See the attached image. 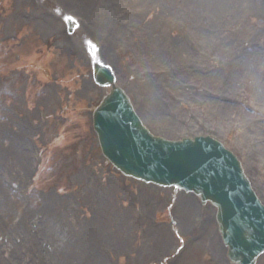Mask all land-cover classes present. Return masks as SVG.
I'll list each match as a JSON object with an SVG mask.
<instances>
[{
    "label": "rangeland",
    "instance_id": "1",
    "mask_svg": "<svg viewBox=\"0 0 264 264\" xmlns=\"http://www.w3.org/2000/svg\"><path fill=\"white\" fill-rule=\"evenodd\" d=\"M51 1L52 5L80 19V32L98 43L103 59L112 64L119 84L129 93L137 113L152 131L171 139L211 134L223 141L240 157L264 201V71L259 69L254 57L250 58V64L245 60V52L253 49L248 41L255 44L254 40L264 35L263 18L259 16L264 15L263 6L254 13L246 5L225 7L227 1L234 0ZM260 3L264 5V0ZM234 9L238 11L234 13ZM42 16L53 27L38 26L40 19L45 21ZM257 22L262 25L257 24L251 36L250 30ZM203 39L207 44L201 48ZM4 42L7 56H3ZM16 43L18 48L13 47ZM82 44L78 37L67 33L59 16L39 0H0V150L3 152L0 153V163H3L0 183L8 185L6 201L0 211V220H5L6 224V227L0 225V263L63 264L62 261L69 260L65 251L68 249L71 253V242L84 241L82 249L78 250L76 244V253L72 250L71 258L72 264H84L88 261L84 258L86 251H91V247L101 252V247L127 237L128 249L124 252L113 249L111 254L103 256V264H172L169 258L163 261L143 250L153 241L147 236V230H151L152 223L156 222L160 234L176 228L179 237H173L176 244L172 254L181 246L187 250L176 264H194L196 257L201 261L203 258L207 264H233L218 231L215 207L207 204L210 210H202L204 216L190 213L185 224L174 212L176 198L178 203L183 201L178 192L170 189L171 196L162 205L156 201L155 193L154 202L153 194L143 193L140 183L137 186L136 181L124 178L103 157L93 129L92 112L105 91L93 80L89 55ZM239 64H244L246 69H238ZM249 67L251 74L259 69L253 77L249 76ZM261 80L263 86L259 87ZM257 83L256 90H252L251 85ZM49 84L59 95L55 94V89L47 88L51 86ZM35 85H39L43 96H54L56 101L50 105L47 101L41 102L42 94L33 98ZM26 96L28 100L24 99ZM59 115L64 116L56 117ZM58 120L62 121L66 139L55 142L53 123ZM15 123L20 124L15 131L16 139L3 140L4 135L15 130ZM24 127L29 133L23 136ZM77 142L84 151V155L77 158L78 169L71 170L70 164L58 171L57 163L51 164L45 172L39 171L34 185L39 162V157L35 158L37 149L46 152L50 148L49 154L53 155V150L64 146L65 150L60 152L69 153ZM20 143L21 146L17 145ZM16 149L22 152L17 153L18 158L24 157L29 164L27 171H30L11 186L16 157L8 151ZM54 156L57 160L56 152ZM68 157L64 158V163ZM66 171L69 174H64ZM70 173L76 174L72 177L75 182H83L77 190L67 192L72 186L70 182L69 187L67 182ZM43 177L46 179L40 183ZM88 179L93 183L89 184ZM125 180L133 182L141 204L149 208L146 211H152L149 215L152 220L149 218L142 224L141 211L139 220L131 215L132 210L141 209L113 208L111 201L113 205L121 203L126 193ZM85 184L91 189L88 194L84 191ZM100 188L108 194L101 213L100 199L94 198V192ZM48 197L55 200L51 222L44 214V201ZM125 201L132 206L129 196ZM29 211V222L20 224ZM114 211H127L134 230L129 228L124 235L123 229L115 226V221L111 224L108 216L111 217ZM43 223L47 230H38L41 226L46 228ZM19 224L39 233L29 236V232L17 228ZM54 228L59 233L57 242L51 253L44 255L39 241L43 232L47 235ZM136 235L137 244L134 242ZM11 244L18 252L12 261L7 252L4 255L6 250L11 251ZM130 250L137 253V258ZM217 252L221 258L214 261ZM55 253L59 254L58 259H53ZM196 264L201 263L197 261ZM257 264H264V254Z\"/></svg>",
    "mask_w": 264,
    "mask_h": 264
},
{
    "label": "bare ground",
    "instance_id": "2",
    "mask_svg": "<svg viewBox=\"0 0 264 264\" xmlns=\"http://www.w3.org/2000/svg\"><path fill=\"white\" fill-rule=\"evenodd\" d=\"M226 5L227 6L232 5V8H238V7L246 5L247 7L251 8L252 10H254V13L261 6L264 7L263 3H260V0H245V2H244V0H237V1L234 0L232 2L227 1V3L225 4V7H226ZM223 6H224V3H223ZM237 11L238 10L234 9V13H236ZM259 16L260 17L262 16L263 20L261 21V23L264 24V15H259ZM42 17H44V16H42ZM44 19H45V21L42 20V19L39 20L40 23H38V26H41V27L44 26V27H49V28L53 27L51 25V23L49 24L47 22V18L46 17H44ZM49 21H51L50 18H49ZM261 23L257 22V23H255V25H253L254 28L250 30V35L251 36L254 35V33H255V28L257 27L256 25L257 24H261ZM58 32L61 33V31H59V30H58ZM254 41H257V43H262V46L264 47V37H262V42H260V41H258L256 39ZM248 42H249V46H252L253 49L252 50H247L245 52V54H246L245 60L250 64V58L251 57L256 56V55L261 56V54H263L264 51L261 50L259 47H257L255 45L256 43L254 44L253 41H248ZM203 44H207L206 42H204V39L201 42V48H203V46H202ZM258 59H259V57H257L256 61H258ZM244 66H245L244 64L237 65L238 69L241 68L240 70L246 69V68H244ZM259 69L264 71V65L259 67ZM259 69H255V72L253 74H251V67H249V72H250L249 76L253 77L254 74L256 72H258ZM258 83L260 85L259 87L263 86L262 80L260 82L258 81ZM258 83L255 84V85H251V89L255 91L256 88H257L256 86H258ZM22 134H23V136L25 134H27V130L23 129L22 130ZM4 137L8 138V140L10 139L6 135H4ZM0 153H3V152L0 150ZM8 153H11L13 156L16 157V159H15L16 161H14L13 166H12V169L14 170V173H11V175L13 176V174H14V180L15 181H20V180H22L24 178V175L27 172L30 171V169H29V171H27L29 164H27V162H25L24 157L22 159L18 158L17 153H19V154L22 153L18 149L12 150V151H8ZM1 167H3V163H0V168ZM7 190H8V185L6 186L5 184L0 183V211L2 210L1 208H2V206L4 205V203L6 201V194L8 192ZM194 201H195L194 198L191 197L189 203L188 204L185 203L183 206H180V209H186L188 205H191V204L195 203ZM54 202H55V200L53 198H50V197H48L47 200L44 201V204H46V209H44V214L48 215L47 216L48 217V221H50V222H51L50 218L52 216L51 208H52V206H53L52 204ZM192 209H196V208H192ZM30 215H31V211L27 212V214L24 216L23 220H21L20 224H23L24 222H27L29 217H30ZM0 222H1L0 225L2 224V226L6 227L5 220H0ZM20 224L17 226V228H20L22 226V225L20 226ZM116 224H117V222H116ZM43 225L46 226L45 223H43ZM126 226L127 225L125 223L123 228L126 227ZM41 227L38 230H40V231L47 230V226H46V228H41ZM21 229L23 230V232H27V233L29 232V236L36 235L37 233H39V231L31 232L30 227H21ZM127 230L128 229L123 230V234L124 235L126 234ZM186 231H187V229H186ZM58 235H59V233H57V230L55 228L51 229V232L49 231L47 235L44 232L42 233V238H41V241H39V242H40V245H42V247H43L41 250H42L44 255H48L49 253H51L52 248L55 246V243L57 242ZM147 236L148 237H150V236L154 237V236H162V235L159 232L155 231V230H149V231L147 230ZM8 237L10 238V235H8ZM168 240H169V237L166 234H164L163 239L154 237L153 241H151V243L149 242V244H147L148 245L147 249L143 247V250H146L145 253L148 254V255H151V254L155 255V256L156 255H160V254L165 252V248L167 246L166 243H167ZM102 242H106V241H102ZM44 243L46 244L45 245L46 247H44ZM112 243H115V245H117L118 249L115 250V252H117V251L124 252L125 250L128 249L127 246H126V245L129 244L127 237L122 238L121 240H119V242H112ZM76 244H78V250H79V248L82 249V247H84V241H73V242H71V247H72V249L70 250L71 253L68 252V249L65 251V256H68L69 260H68V262L62 261L63 264H72V260H71V258L73 257L72 256V253H73L72 250L74 251V247L76 246ZM190 244H191V242H190ZM37 245H39L38 242H37ZM11 246L12 247H11V258H10V261L14 260V257L18 255V252L15 250V247L12 244H11ZM191 247H193V246L191 245ZM134 248H135V246L132 245V249H134ZM160 248H161V250H159ZM0 249H1V247H0ZM111 250H112V246L109 243H108L107 246L101 247V252H100L99 249L94 251L93 247H91V251H86L87 252L86 253L87 256L84 257V258H87L88 261L85 262L84 264H103V259H104L103 256L107 255ZM130 251L137 258V253L132 251V250H130ZM74 253H76V251H74ZM82 253H83V251L80 254H82ZM58 258H59V254L55 253L53 255V259H58ZM216 258H214V261H219L220 258H221L218 252L216 254ZM4 263L7 264L9 262L4 261Z\"/></svg>",
    "mask_w": 264,
    "mask_h": 264
},
{
    "label": "water",
    "instance_id": "3",
    "mask_svg": "<svg viewBox=\"0 0 264 264\" xmlns=\"http://www.w3.org/2000/svg\"><path fill=\"white\" fill-rule=\"evenodd\" d=\"M96 78L101 84L113 83V75L111 73L110 68L107 66H102V64L96 65ZM124 100L129 103V100L127 96L123 93V91L119 87L114 86L112 93L105 98L103 104L97 111V114H95L96 115V127L104 143H111L110 140L115 138L114 135H110V134H113V132L117 129V128H114L115 124L113 120V113H111V111H113L114 109H117L118 107H123L125 105ZM104 120H107V123L105 124L106 126L103 125ZM173 181L179 182L180 184L186 186L187 188H194L196 190H200L204 192L206 196H211L212 198H214L221 207L223 226L225 228H229L230 224L235 223V220L233 219H231L229 222L227 221V218H228L227 208L217 199V197L206 193V191L202 187H199L197 185H189V183H186L183 179L175 178L173 179ZM248 233L249 234L246 233L244 236L247 237L246 240H248V242L250 243V245H252V247L250 248L251 253L246 255V260H251V258L253 257L252 251L254 250V248L257 246L256 247L257 250L259 247L262 250L264 247H262L261 245V240H258L257 238L256 239L253 238V235L250 233V230L248 231ZM263 235H264V227L261 230V234L259 238H262ZM258 244H259V247H258ZM253 262L254 260L252 261V264ZM241 264H244L243 260L241 261Z\"/></svg>",
    "mask_w": 264,
    "mask_h": 264
}]
</instances>
